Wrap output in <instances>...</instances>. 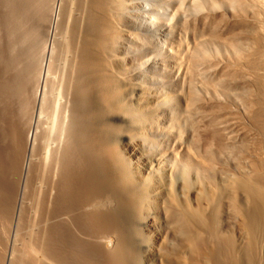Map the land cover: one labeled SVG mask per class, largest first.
Returning <instances> with one entry per match:
<instances>
[{
  "label": "bare ground",
  "instance_id": "6f19581e",
  "mask_svg": "<svg viewBox=\"0 0 264 264\" xmlns=\"http://www.w3.org/2000/svg\"><path fill=\"white\" fill-rule=\"evenodd\" d=\"M141 1L0 0V264H264V0H191L180 76Z\"/></svg>",
  "mask_w": 264,
  "mask_h": 264
},
{
  "label": "rangeland",
  "instance_id": "374dc122",
  "mask_svg": "<svg viewBox=\"0 0 264 264\" xmlns=\"http://www.w3.org/2000/svg\"><path fill=\"white\" fill-rule=\"evenodd\" d=\"M163 1H164L163 5L160 4L159 6L156 5V3H153L152 0L141 1L143 3V5H145L144 17L141 16L142 9L141 10L139 9V11H136V8H132V7H131V9H132L131 13H133V15L135 14L137 17L131 16V14L128 16L130 17L131 20H133V22L135 24L143 26V27H145V29L148 32L155 34V37L157 38L156 39L157 43L155 42L153 44V47H152L153 50H151L149 52V55L152 59L153 65H155V68L157 69V72L158 73H174L175 76L176 75L180 76L181 75L180 72L182 69L178 70V67L180 65H182L181 67H183V65H185L186 54L189 52V50L186 49L185 41L188 43V46L191 47L190 38H189V36L185 38L181 35L182 44L180 46H178L175 43H177V40H178V42H180V40H179L180 34L179 35L177 34L175 37L174 36L171 37V34H170L171 29L170 28H172L173 24H174V26H176V19L177 18L178 19L179 18L184 19L187 15H189L188 13H191L189 11V6H190L189 3L191 0H163ZM148 7H155V9H157V11H158L157 13L153 12V14H156L155 16L150 15L149 11L147 10ZM176 9H178L177 11H179V12L176 13L175 12ZM191 10H192V8H191ZM179 13H180V17H179ZM159 38H160V40H159ZM184 38H185V41H184ZM134 39L135 38L133 37V40L130 41L131 44L126 42V46L129 50L128 56L129 55L132 56V54L134 55L138 50H144V48H145V45L143 43H139L138 40H134ZM158 40H159V42H158ZM210 51H212V50H210ZM210 60H211V57H210ZM138 69L141 71V80L143 79L142 81H144V79H146L145 81H148L147 78L149 77L148 75H149L150 71H146L144 68L143 69L138 68ZM145 72H147L146 75H145ZM210 72H211V69H205V68H202L200 66L199 69L197 70L196 78L200 81V79H202L201 76H203V77H205V75L208 76ZM196 78L194 80L195 81L194 84L196 82L197 83L195 85L193 84V86H194V89L196 90V92H198V95L200 94L199 98H202V99L198 98L199 100H197L194 104H192L189 107V109H187L186 111H184L182 108H179V109H177L176 112H174L172 114V116H174V118L176 119L175 120L176 122L182 123V125L179 126L180 130L184 131L185 129H187V130H190V132L193 131L192 132L193 134L196 133V130L198 128V124L200 125L199 120L201 118V115L206 113L207 109H209L213 105V104H211L212 102H210V99L208 97V96H210V94L204 90L201 83ZM162 81L163 80L161 78V80H160L161 83L160 82L156 83L157 85L155 84V86L157 87V86L164 85V81H163V83H162ZM177 83H178V81H176V80H173V82H172L173 85H176ZM179 96H180V94H179ZM221 96L219 97V101L221 100L222 102H225V104H227L228 102L226 103V100H224V97L223 96L221 97ZM173 101H175V99H173ZM172 105L173 104H171V105L166 104V102L164 103V101L161 104V106L167 108L168 110L170 109V106H172ZM205 107L207 109H205ZM172 116H171V118H172ZM171 118L163 121V124H165V126L167 125L166 129L171 127L170 125H173L174 127L177 126L175 124V121H173ZM243 122L246 123V120ZM189 123L190 124L193 123V126H189ZM189 128H191V129H189ZM166 129H165V131H167ZM165 137L166 136L163 135L162 138H165ZM190 156L192 159L197 158V152L195 149L190 148Z\"/></svg>",
  "mask_w": 264,
  "mask_h": 264
}]
</instances>
